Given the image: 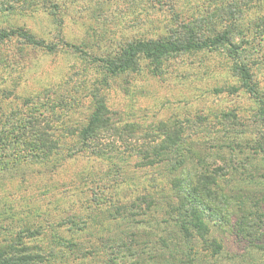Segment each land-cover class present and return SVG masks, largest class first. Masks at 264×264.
<instances>
[{
    "label": "rangeland",
    "instance_id": "1",
    "mask_svg": "<svg viewBox=\"0 0 264 264\" xmlns=\"http://www.w3.org/2000/svg\"><path fill=\"white\" fill-rule=\"evenodd\" d=\"M214 2L165 0L164 5L150 0H58L57 3H63L65 8L54 9L49 4V8L43 7L35 0H0V29L26 30L42 39L46 46L53 47L50 50L28 45L16 31L0 40V117L3 113L15 111L22 115L25 112L24 107L20 108L22 101L45 91L62 99L69 93L75 94V85L84 81V86L89 89L102 90L104 102L119 122L118 127L126 123L136 125L131 140L117 141L121 150L128 141L142 143L144 139L140 133L157 128L152 138L160 140L163 137L161 131L165 129L181 130L185 138L195 141L193 161L197 158L211 170L221 168L224 173L219 179L221 191L228 194L233 190L232 200H242L256 189L264 190V151L257 145L261 143L264 150V116L259 115L251 94L241 87L237 68L241 62L246 63L259 91L264 93V46L258 50L252 44V32L231 33L229 40L236 45L235 49L227 43L209 50L171 54L159 66V72L148 60L140 57L135 67L110 76L101 61L109 60V56L114 58L121 44L129 40L164 36L173 29H180L169 3L174 4V12L187 18L198 17L204 8H214ZM254 14V10L246 12L238 25H248ZM75 99L80 103L71 111L72 117L81 120L88 114L91 99L84 91L76 94ZM223 138L233 141L232 146L227 147V140ZM205 142L209 148L203 144ZM182 152L186 153L184 149ZM108 163L107 160L80 155L62 160L57 167L30 164L0 175V241L4 237V227L18 229L22 219H31L42 225L49 222L56 225L61 221L62 230L69 233L66 229L68 223L62 220L71 214L80 224L85 221V226H90L75 234L85 242L95 244L100 235L103 239L114 238L121 234L116 233L119 229L130 228L132 224L126 218L115 221L98 217L105 221L100 232L98 225L87 222L88 208L92 203L88 199L89 192L84 190L90 185L88 179L96 180L93 175L107 170ZM191 163L194 162L187 166ZM133 166L134 161L130 159L127 175L134 178L119 186L123 192L130 188L133 193L130 197H136L143 186L152 182L158 191L166 186L162 172H154L155 169L149 167L136 171ZM164 166H158V170ZM88 172L94 174L86 179ZM244 172L251 174L252 179L242 178L240 175H246ZM150 173L152 179L148 177ZM214 198L212 203L222 205L217 194ZM178 203L173 200L170 204L177 206ZM259 203L251 211L257 208L264 213V202L259 200ZM166 204L162 199L146 215L133 219L134 224H138L136 230H147L144 218L150 220H147L148 225L163 219L168 209ZM230 204L234 208L237 205L248 208L241 201ZM234 220L233 214L230 221ZM210 226L209 236L220 241L222 252L215 262L214 257H206L209 252L202 251L199 246L205 261L202 259L197 264H264V253L259 250L241 258L244 243L235 236L231 224ZM44 232L39 239L42 245L49 238L47 226ZM68 258V264L77 262Z\"/></svg>",
    "mask_w": 264,
    "mask_h": 264
},
{
    "label": "trees",
    "instance_id": "2",
    "mask_svg": "<svg viewBox=\"0 0 264 264\" xmlns=\"http://www.w3.org/2000/svg\"><path fill=\"white\" fill-rule=\"evenodd\" d=\"M35 1L46 8H65L63 3H57L58 0ZM150 1L166 4L165 0ZM214 6L211 9L204 8L198 17L186 18L174 12V4L169 3L168 7L175 21L181 25L180 29H173L164 36L137 38L121 44L114 58L109 56V60L101 59L106 65V73L114 76L135 67L140 57L148 60L157 72L164 59L171 54L209 50L227 43L231 46L230 34H240L242 31L252 32V44L258 50L264 46V0H215ZM8 7L13 8L12 5ZM249 10H254V19L245 27H240L238 22ZM15 31L26 39L28 45L53 49L26 30L0 29V40ZM233 46L235 49L236 45ZM237 68L241 87L251 94L257 103L259 115L264 116V93L259 91L250 67L241 62ZM104 82L107 85L106 80ZM84 85V81L77 83L75 94L69 93L63 99L51 96V91L25 98L20 105L25 110L22 115L16 111L8 114L1 111L4 115L0 117V175L30 164L57 167L62 160L80 155L107 160V170L98 172V175L88 172L86 176V179L91 175L96 176V180L88 179L90 185L84 190L89 192L88 199L92 203L88 208L87 222L98 225L99 232L104 229L101 226L105 221H100L98 217L115 221L126 218L132 226L126 231L119 229L116 233L121 234L114 238L103 239L100 235L94 244L75 236L77 231L90 226H85V221L80 224L73 214L62 220L68 223L66 229L69 233H64L61 221L56 225L51 222L42 225L31 219H22L18 229L4 227V237L0 241V264H68V257L77 260L75 264H197L202 259L205 261V255H200L199 246L202 251L209 252L206 257H214L217 262L223 246L220 241L209 236L210 224L222 227L227 223L231 224L235 236L244 243L241 258L257 250L264 253V213L257 208L251 211L253 206L260 205L259 200L264 202V190H249L250 196L232 200L233 190H229L228 194L221 191L219 179L224 176L221 168L211 170L197 158L193 161L196 153L192 146L195 141L185 138L181 130L165 129L161 131L162 139L154 140L152 137L157 128L152 129L140 133L144 139L142 143L128 141L121 150L116 145L117 141L124 143L127 138L131 140L136 125L126 123L118 127L119 122L104 102L102 90L95 87L89 89ZM82 91L91 101L87 116L77 120V116L72 117L71 111L77 109L80 100L75 99V95H80ZM225 135L227 137L228 132ZM223 140H227V147L232 146L233 141L229 138ZM203 144L209 148L206 142ZM257 145L264 151L261 143ZM183 149L186 153L182 152ZM130 159H133L136 171L149 167L154 168V172H162L166 186L158 191L157 185L152 182L151 186H143L133 198L130 197L133 194L130 188L123 192L119 186L134 178L132 174L127 175ZM189 161L194 163L187 166L188 163L190 165ZM162 165H165L163 169L158 170V166ZM244 173L246 175H240L242 178L252 179L251 174ZM148 177L152 179V173ZM262 184L264 186V177ZM243 190L241 192L246 193ZM214 194H217L219 203L231 209V212L221 204L211 202V199H215ZM162 199L169 209L164 213L166 216L155 220L157 222L154 225H148L149 219L144 218L147 230H136L138 224H134L133 219L146 215ZM173 200L179 202L177 206L170 204ZM236 201H241L248 208L240 205L234 208L230 202ZM233 214L235 220L231 222ZM45 226L49 238L42 245L39 239L45 234ZM35 239L38 241L32 242Z\"/></svg>",
    "mask_w": 264,
    "mask_h": 264
}]
</instances>
